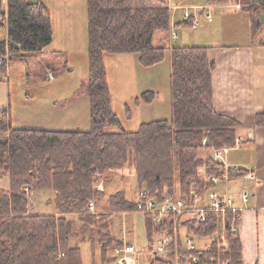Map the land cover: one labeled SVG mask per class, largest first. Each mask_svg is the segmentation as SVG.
<instances>
[{"label":"trees","instance_id":"1","mask_svg":"<svg viewBox=\"0 0 264 264\" xmlns=\"http://www.w3.org/2000/svg\"><path fill=\"white\" fill-rule=\"evenodd\" d=\"M246 1H252L245 9L256 39L264 32L259 19L264 0ZM87 7L90 129L15 127L11 108L0 109V178L7 176L10 183L8 188L0 186V264H85L84 242L90 243L94 256L117 260L111 253L125 241L111 232L113 213L138 210L143 189L150 197L183 194L194 179L203 189L208 175L223 174V166L208 152L236 143L242 123L215 107L216 62L209 47L154 43L158 31L172 28L167 0H87ZM193 21L178 24L190 26ZM53 37L52 13L43 0H0V59L8 61L0 75L14 56L43 51ZM260 40L264 42V33ZM167 52L171 117L143 122L130 131L113 108L105 56L137 54L141 65L153 67ZM156 97L155 90L147 89L135 104L152 103ZM127 112L131 118L129 105ZM255 122L264 126V112L256 114ZM126 165L136 171L138 199L119 191L108 197L111 209L91 211L90 202L97 206L106 195L98 183H106L111 170ZM39 192L53 193L48 201L53 212L31 211V198ZM145 215L150 263L173 264V253L164 257L155 252L154 235L161 228ZM220 221L219 212L210 211L197 226L188 223L191 232L212 238L207 249L192 252L201 264H212L214 258L244 264L238 233L227 231L229 246L221 247L216 235Z\"/></svg>","mask_w":264,"mask_h":264},{"label":"rangeland","instance_id":"2","mask_svg":"<svg viewBox=\"0 0 264 264\" xmlns=\"http://www.w3.org/2000/svg\"><path fill=\"white\" fill-rule=\"evenodd\" d=\"M43 1L52 13L55 40L44 49V52L28 53L21 59L14 56L10 65L0 75L2 78L0 109L11 108L14 124L17 127L88 130L91 127V118L88 93L87 0ZM177 1L180 0H174ZM213 5L220 6H217L213 12L215 18L213 22L204 20L203 18L206 17L200 15L203 24L213 25L212 28H215L211 39H218L229 45H244L249 39V30L252 34L250 12L244 8L235 9L219 3ZM178 31L181 34L180 39L174 43L184 40L196 45L208 41L197 38L196 33L201 29L195 31L188 26L187 29H178ZM162 32L164 31H158L156 36ZM263 33L256 38L253 46L260 75L257 82L262 86L263 91L262 99H264V43L260 39ZM105 64L113 108L126 129L135 131L143 122L171 117L169 52L163 62L153 67L141 65L137 54H107ZM147 89L157 92L155 100L152 103L136 105V97ZM127 105L131 107V118L128 116ZM108 176L106 183L100 184L103 189L106 188V195L98 201L97 211L111 209L107 205L108 197L119 191L124 192L128 199H138V180L133 167L126 165L111 170ZM9 185L7 176L0 178V186L8 188ZM52 197L53 193L49 192L34 194L31 198V211L53 212L54 206L48 203ZM111 232L134 244L141 264H151L153 253L149 246L146 215L143 212L133 210L113 213ZM159 237L160 234L154 235L155 247ZM205 240L210 241L211 238H194L199 248L204 247ZM81 247L85 264L93 262L119 264L116 260L105 262L100 254L94 256L89 242L81 243ZM114 255L116 256L115 252H112L111 256Z\"/></svg>","mask_w":264,"mask_h":264},{"label":"crops","instance_id":"3","mask_svg":"<svg viewBox=\"0 0 264 264\" xmlns=\"http://www.w3.org/2000/svg\"><path fill=\"white\" fill-rule=\"evenodd\" d=\"M167 1L172 11V28L169 32H162L159 36H156L158 35L156 33L154 43L157 39L156 45H192L184 40L174 43L180 39L181 34L178 29L188 28L178 23L189 18H198L199 24L196 27L190 25L189 28L195 31L201 29L196 33L197 38L208 41L196 45L208 46L209 56L216 62V70L213 74L215 107L218 111L230 114L242 123L237 138H242L243 141L230 146L227 151L223 152L227 164L236 169L230 170L228 180L221 179L214 185V188L221 195L230 198L234 207L239 209L238 235L242 243L243 263L264 264V126L256 125L255 122L256 114L264 112V99L261 98L262 86L257 82L260 75L253 48L256 39H253L251 30H249V39L244 45H229L218 39L212 40L211 36L215 33L213 31L215 28H212L213 25L203 24L200 15L206 17L203 18L204 20L213 22L215 19L213 12L217 5H213L210 0ZM187 12L189 13L188 18ZM209 12L212 16L210 19L207 17ZM54 40L55 30L53 42ZM44 129L52 128L44 127ZM208 154L214 158V149ZM233 172H237L234 177L231 176ZM248 174H253V177ZM202 176H206L204 171ZM244 191L248 192L246 200L243 197ZM211 240H205L204 247H202L205 249ZM127 242L133 244L129 240ZM135 257L140 262L137 254Z\"/></svg>","mask_w":264,"mask_h":264},{"label":"built area","instance_id":"4","mask_svg":"<svg viewBox=\"0 0 264 264\" xmlns=\"http://www.w3.org/2000/svg\"><path fill=\"white\" fill-rule=\"evenodd\" d=\"M251 2L246 0H214L216 4L231 6L235 9H243L250 6ZM188 15L189 13L187 12ZM207 17L211 18V14L209 13ZM198 23V18H195L193 26L196 27ZM5 62H7V58L3 57L0 59V67ZM242 141V138H237L236 145ZM203 143H206V140ZM228 149V147L214 149V158L223 166V174L221 176L208 175L203 189H200L197 179H194L190 183L189 190L183 194H165L161 197H150L147 195L146 190L140 192L137 209L144 214L152 216L154 226L161 228L157 252L164 257L168 253H173V264H201L199 256L192 252L193 249H197L194 238L199 236L188 229V223L191 222V224L193 223L197 226L200 222L202 223L206 220V214L210 211L219 212L221 216V223L216 233L221 247L229 246L227 231L238 233L239 209L234 207L230 198L221 195L214 188V185L221 179L228 180L230 170L236 169L229 166L224 157L223 152ZM248 176L253 177V174H248ZM207 183L211 185H207ZM100 184H98V188L102 189ZM247 196L248 192L244 191L243 197L245 200ZM89 209L94 211V202H90ZM200 238L204 237L200 236ZM209 245L207 244L205 249ZM115 252L118 256L117 262L119 264H138L137 259L134 257L136 252L134 245L125 244L122 248H117ZM213 261L212 264H229L227 259L217 260L214 258Z\"/></svg>","mask_w":264,"mask_h":264},{"label":"water","instance_id":"5","mask_svg":"<svg viewBox=\"0 0 264 264\" xmlns=\"http://www.w3.org/2000/svg\"><path fill=\"white\" fill-rule=\"evenodd\" d=\"M259 19L262 21V23H264V13H260Z\"/></svg>","mask_w":264,"mask_h":264}]
</instances>
